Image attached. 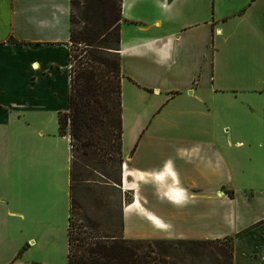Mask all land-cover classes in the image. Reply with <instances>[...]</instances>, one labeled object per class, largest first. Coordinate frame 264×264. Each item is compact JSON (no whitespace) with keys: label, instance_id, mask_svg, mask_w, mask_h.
Returning a JSON list of instances; mask_svg holds the SVG:
<instances>
[{"label":"crops","instance_id":"0c3cea01","mask_svg":"<svg viewBox=\"0 0 264 264\" xmlns=\"http://www.w3.org/2000/svg\"><path fill=\"white\" fill-rule=\"evenodd\" d=\"M70 15L0 0V264H67ZM119 34L122 233L264 264V0H121Z\"/></svg>","mask_w":264,"mask_h":264},{"label":"trees","instance_id":"16d2710c","mask_svg":"<svg viewBox=\"0 0 264 264\" xmlns=\"http://www.w3.org/2000/svg\"><path fill=\"white\" fill-rule=\"evenodd\" d=\"M70 0L71 11L74 3ZM84 24L74 30L70 15L68 111L59 114V132L68 134L71 146L70 209L68 217L67 264H171L151 250L149 245L124 238H96L73 245L71 233L74 192L77 179L74 168L81 156L99 155L100 162L114 164L121 158V79L119 26L121 0H83ZM107 174V173H106ZM106 183L120 186L117 179L104 176ZM230 195V194H229ZM226 239L205 240V244L223 245ZM232 264L233 241L229 249L219 248ZM229 254V255H228Z\"/></svg>","mask_w":264,"mask_h":264},{"label":"rangeland","instance_id":"374dc122","mask_svg":"<svg viewBox=\"0 0 264 264\" xmlns=\"http://www.w3.org/2000/svg\"><path fill=\"white\" fill-rule=\"evenodd\" d=\"M73 29L84 24L83 0L72 6ZM99 155L81 156L74 168L77 179L74 192L71 233L80 241L73 245L100 238H124L149 245L158 255L165 256L171 264H229V257L221 255L219 248L229 249L230 239L223 245L205 244L207 239H173L169 235L122 233V208L129 195L118 187L106 183L104 176L117 179L122 163L100 162ZM107 173V174H106ZM224 240V239H223ZM229 255V254H228ZM46 264H63L52 260Z\"/></svg>","mask_w":264,"mask_h":264}]
</instances>
